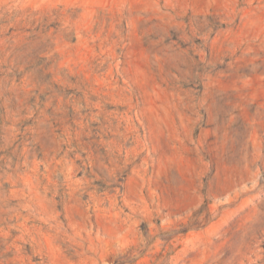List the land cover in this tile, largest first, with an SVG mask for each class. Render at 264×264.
<instances>
[{"label":"rangeland","instance_id":"374dc122","mask_svg":"<svg viewBox=\"0 0 264 264\" xmlns=\"http://www.w3.org/2000/svg\"><path fill=\"white\" fill-rule=\"evenodd\" d=\"M0 264H264V0H0Z\"/></svg>","mask_w":264,"mask_h":264}]
</instances>
